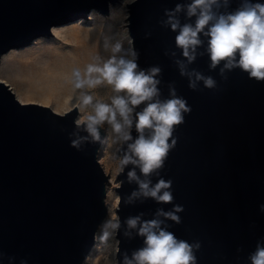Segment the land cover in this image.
I'll list each match as a JSON object with an SVG mask.
<instances>
[{"label":"water","instance_id":"1","mask_svg":"<svg viewBox=\"0 0 264 264\" xmlns=\"http://www.w3.org/2000/svg\"><path fill=\"white\" fill-rule=\"evenodd\" d=\"M108 2L119 0H0V57L39 37L49 41L52 25L81 18V24L90 25L84 15L92 8L107 15ZM176 2L136 0L128 6L140 65H160L161 98L168 97L173 83L192 108L175 128L177 143L163 168L151 179L153 183L159 175L172 179L173 202L185 208L180 224L168 222L170 230L203 241L201 264H246L243 257L264 235V213L258 210L264 202V82L249 79L239 68L225 70L222 76L219 65L209 69L204 53L188 68L213 76L217 86L207 88L200 81L195 90L189 88L188 78L180 76L170 55L175 50L179 56L175 33L157 23L163 7ZM238 3L231 0V7ZM76 114L74 109L59 117L49 107L23 104L0 81V252L16 256V264L21 257L28 264H83L98 225L108 215L110 175L98 162L108 136L102 130L100 141L72 146L77 135H86L74 127ZM132 167L127 165L116 176L115 188L121 197L120 253L126 250L129 255L143 238L135 229L129 230L131 236L124 235L125 219L139 213L149 219L157 208H171V203H157L151 197L126 202L138 187L127 179ZM238 245L243 252L236 253Z\"/></svg>","mask_w":264,"mask_h":264},{"label":"clouds","instance_id":"2","mask_svg":"<svg viewBox=\"0 0 264 264\" xmlns=\"http://www.w3.org/2000/svg\"><path fill=\"white\" fill-rule=\"evenodd\" d=\"M135 3L136 0H123L124 25L118 38L105 36L102 47L107 55L98 52L83 66L71 67L67 76L71 95L67 107L58 116L78 110L73 124L86 135H77L71 140L76 148L82 141H100L102 130L110 133L107 147L114 148L111 154L118 161L117 175L127 165H133L127 170V179L138 186L126 202L151 197L157 203H171L167 210L157 208L152 218L145 219L139 213L125 219L124 235L131 236L129 230L135 229V234L143 238L142 245L129 255L126 250L120 253L121 197L117 195L115 202L107 206L108 215L94 233L97 241L111 245L119 253L110 264H201L203 241L183 238L170 230L168 222L180 224V213L185 208L184 204L173 202L172 179L163 175L155 183L151 179L153 173L163 168L169 151L177 143L175 128L184 123V114L192 108L185 96L177 94L173 83H169L168 97L161 98L160 65H140V50L131 34L128 7ZM93 14L102 15L91 9L88 18L94 19ZM157 23L175 33L179 56L175 50L170 55L180 76L188 78L189 88L195 90L200 81L207 88L217 86L213 76L188 68L198 54L204 53L209 59V69L219 65L222 76L225 70L239 68L249 79L264 82V0H239L234 8L231 0H177L174 6L163 7ZM202 47L203 51L198 52ZM258 210L264 213V202L258 204ZM243 250L242 245L235 249L236 253ZM235 260L239 262L241 257L237 255ZM243 260L246 264H264V235L256 238L254 247ZM16 261V256L0 252V264H16ZM19 264H28V259L19 258Z\"/></svg>","mask_w":264,"mask_h":264},{"label":"rangeland","instance_id":"3","mask_svg":"<svg viewBox=\"0 0 264 264\" xmlns=\"http://www.w3.org/2000/svg\"><path fill=\"white\" fill-rule=\"evenodd\" d=\"M122 2V0H119L118 3H115L113 5L108 2L107 15L93 14L95 17L94 19L88 18V13L91 10L90 9L88 13L84 15L85 20H91L90 25L81 24V19H79L67 25L55 26L61 31L66 32L64 36H68L70 34L71 29H78V31L74 32V34L78 33L77 35H79L80 37L78 43H75L73 45H66L64 42H62L63 44H59V42H57V40L54 39L53 35L51 34V36L47 37L48 39H50L49 41H46V37H39V39H35L32 42V45L30 46L24 47L22 49H12L15 51V53L9 56L4 61L2 67L4 71V79L8 83L16 81L17 84H20L21 88H24L23 90L25 91L29 83L27 77H32L30 69L24 66L25 63H31V66H33V68L35 69L37 67L45 66V64L47 63H51L52 66H55V64L57 63L59 65V69L57 70L55 68L53 70L54 75L52 76V79L54 80V82L59 84V88L68 90L69 88H71V85L67 82V76L70 72L73 63L78 62L79 66H83L85 63L89 62L92 57L98 52L107 55V53L103 50L102 47L105 36L112 35L118 38V35L124 24V12L122 11ZM112 9L115 12V15L113 16L114 18L111 16ZM97 12L99 13L98 10ZM52 27L54 26L52 25ZM36 40H38L37 44H35ZM126 46L127 42L125 41V47ZM22 77H26L25 80H23ZM101 91H103V89H101ZM31 93L34 99H41L35 91ZM32 104L40 105L38 101H34ZM54 105L55 103H51L48 107L52 111H54ZM76 112L77 118L79 115L78 110H76ZM106 134L108 136V132H106ZM107 140L108 137L103 143V145L100 147L99 152L103 155L107 148V154L105 156L106 160L117 162V160L112 159L111 152L114 151V148L109 149L107 147ZM98 162H100V159ZM107 174L110 175V182H116V172L110 170V172ZM105 202H107V198L105 199ZM109 202L110 200H108V202L106 203L107 206L109 205ZM113 257H115L116 259V252L113 251L111 245H104L95 239L94 246L92 247L90 254L83 262V264H110Z\"/></svg>","mask_w":264,"mask_h":264},{"label":"bare ground","instance_id":"4","mask_svg":"<svg viewBox=\"0 0 264 264\" xmlns=\"http://www.w3.org/2000/svg\"><path fill=\"white\" fill-rule=\"evenodd\" d=\"M123 1V0H122ZM123 3V2H122ZM121 9V8H120ZM122 11H125V5L122 4ZM121 12V11H120ZM115 15L114 10H111V16L113 17ZM114 18V17H113ZM82 22V21H80ZM124 25V24H123ZM52 27V26H51ZM51 29V28H50ZM75 31H78V29L73 28L70 31V34L67 36H64L66 33L65 31H61L59 28L52 27L51 34L53 35L54 39L59 42V44H63L64 42L66 45H73L75 43H78L79 41V35L74 34ZM80 31V30H79ZM38 40L35 41V44H37ZM15 53L14 50L7 52L6 54H3L0 57V81L5 82V84L9 85L13 94L15 97L23 104H32L34 101H38L41 106L48 107L51 103H55V108L53 112H56L57 114L59 111H62L65 107H67V100L68 97L71 95V88L67 89H61L59 88V84L54 82L52 79V76L54 75V69H59V65L56 63L55 66H52L51 63L45 64V66L37 67L36 69L31 66V63H25V67H28L30 69V73L32 77L28 78V85L27 89L24 91V88H21L20 84H17L16 81H13L11 83H8L3 75V64L4 61L11 55ZM74 65H79L78 62H74L72 67ZM27 69V68H26ZM25 69V70H26ZM21 70V69H20ZM63 70V69H62ZM25 74V73H24ZM26 78V77H25ZM24 77H22L23 80H25ZM36 92L41 99L37 100L32 97L31 92ZM110 137V133H108V139ZM107 154V148L105 150V153L102 155L100 153L99 159H100V165L103 168L104 172L107 174L110 172V170H113L116 172V167L118 164L117 162H112L110 160H106L105 156ZM118 182L111 181L110 184L107 186V192H106V198L109 205L111 203L115 202L116 196L118 193L115 190L117 188ZM105 202V203H107ZM115 260V257H113L112 261Z\"/></svg>","mask_w":264,"mask_h":264}]
</instances>
